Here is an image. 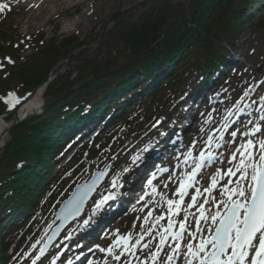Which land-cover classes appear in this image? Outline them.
<instances>
[{
	"label": "rangeland",
	"instance_id": "1",
	"mask_svg": "<svg viewBox=\"0 0 264 264\" xmlns=\"http://www.w3.org/2000/svg\"><path fill=\"white\" fill-rule=\"evenodd\" d=\"M1 1L2 0H0V2ZM147 1L125 0V12L128 13L129 16V18L125 20H132L134 22L137 21L138 14L142 13L143 9H138L136 11V14H133V11L138 7V5ZM152 1L158 4H162L161 7H174L176 8L175 11H177V8H179L180 6H184L186 7V9H189L193 5V0ZM245 1L246 0H235L233 9L239 10L245 3ZM251 1L253 2V0ZM255 1V9L253 10L254 17L250 18L248 21L246 19V22L243 23V27L239 30L237 37L226 39L229 45L234 46L235 48H237V50H239L241 54H244V56L242 55L243 59L245 58L250 65V67H247L241 62L237 63L232 66L233 70H231L229 74V78L236 80V82L238 83V87H234L235 91L239 92V94L236 95V98H238L234 100L233 103L227 105H231V108L225 109V107L227 106H224L221 113L210 110L209 114L205 116L206 121L203 123V125L199 126L195 133H192L193 136L191 139V145L188 150L190 151L192 148H195V154H193V156L197 159V161L195 162L196 164L199 161V154L201 151H211L213 152L214 156L217 155L218 158L215 170L211 171V173H206L204 179L198 185V188H200L202 192L204 188L211 186L210 179L213 175H215L217 170L226 172L229 167H233V164L235 162H233L231 159L232 153L236 148L239 147L241 143L246 142L247 139L245 138L244 140H242L239 136V138L236 140H218L219 134L225 133L227 130V128H225V125L228 124V120L225 122L223 121V118L225 116L230 117L229 113H233L240 103H242L243 105L251 104V106H255L253 104H257L258 100L260 101V99L262 98V93L264 92V7L262 8V4L264 1H262L260 5H258L259 0ZM118 4L119 0H94L92 3H88L87 5L80 6L79 4L78 6L70 8V10L63 16V18L59 19L58 16L54 18V20L47 26L44 25L43 28L35 29L34 25L37 21H34L33 18L30 19V13L32 11H28V9L26 8L18 9L16 0L12 3L10 2L8 4L9 8L0 13V32L7 34V38H4L0 42V45H3L7 48V46L9 47V44H7L6 42L10 41L13 44V42L15 41V47L14 49L12 47V54L10 51L4 52V54L8 53L9 56H6L0 52V63L1 67H3L4 70L7 68L8 64H12L14 67H11L12 69H10V71L12 72L10 77H8L7 79H1L0 88L2 85H5L3 90L9 93H17L15 90H13V88L16 90L17 88H22V76L20 74L24 70L23 67L28 65L29 62L40 64L44 61H48L50 57H47V49H53V47H56L57 44H60V47L63 48L64 54L61 57V62H68L72 64L71 67H65L59 75L61 77L72 75L71 81L77 78L80 68L76 66L78 62L74 60L79 59L81 61H84L85 59L91 58L97 54L100 47L101 28L107 21V19L117 11ZM258 8L260 9L257 11ZM86 10H89L90 15L84 18L79 27L75 28L72 32L63 31L65 21L73 20V18L77 17L78 15H80V13L85 12ZM43 17L46 18L47 15L44 14ZM28 22L29 24L32 23L31 28L27 26L26 23ZM88 22L92 24V27L90 29L88 28ZM230 23V25L233 26L235 24V20L231 19ZM24 27L26 28L24 29ZM12 37L14 38V41ZM70 37H75L78 40L73 44L68 43L66 40ZM106 37L107 38L104 42V48L105 50L107 49V51L100 61L109 60L111 58L110 53H113V67H118L121 64L125 63L129 58V48L118 38L117 32H114V23H111L107 26ZM223 49V46L221 48L219 47L220 51L222 50L223 53H226L225 49ZM9 59L14 61V63H9ZM230 84H232V82ZM222 87L225 86L220 85L218 88H216L215 93H212V96H220ZM161 94L162 98H159V101L163 102L166 99L165 97H163L165 95L164 90L161 92ZM137 106L131 109L128 114L129 120L135 121V123H137V127L130 131V138L116 140L115 137L117 134H119V132L115 129L112 131L108 130L98 139L87 142L80 149L68 150V152L62 153V156L61 158H59V160H55L56 163L57 161H60L62 159L60 162L61 165L51 173L52 177H54L55 174H57L58 177L54 182V186H49V189L47 190V192H45L47 196L43 199L44 206L43 203L41 205L45 208V210L42 212H36L33 217H30L26 221V223H24L25 226L23 225L20 226V228L15 229L8 239V242H11V264H33L34 260L37 264L36 258L40 255L48 232L54 226V213L57 211V207L61 203L60 200L62 199V196L57 198L58 192H55L58 191L57 188L62 181L63 183L61 184L66 186V188L68 187L67 190H70V186L72 183H69V181H72L79 171L85 169L87 170L88 168L90 175L98 167L105 168L109 164V162L114 163L126 160L128 166H133L135 160L139 159L140 153L138 152V150H140L141 147L144 146L145 140H147L148 142L150 141L152 135L151 131L157 130L160 127H158L157 124L166 120L165 117L169 113L170 106L168 104L165 106L152 107L151 114L145 118L143 117L144 112L147 110L145 103L142 107ZM181 110H179L177 119H179L180 117ZM224 111H227V113H225ZM247 112L250 113V116L252 114L251 108ZM9 118L13 119V116L11 115ZM173 120L165 125L167 129L173 125ZM161 127H163V124L161 125ZM242 133L243 132H241L240 135H242ZM148 134L151 135L149 136ZM210 137L213 138L211 146H209L208 144V140ZM107 139H110L114 142L112 151H108L110 146L109 145L108 149L101 151L103 153L99 155L97 160L91 161L90 157L92 156V153L87 152L88 149L92 147V150H94L93 148L99 150L101 148L100 146H104V141ZM10 140L11 137L8 136L5 143L9 142ZM219 144H221V146H219L221 148L217 152L216 149L217 145ZM2 151L3 146H1L0 148V153ZM237 158L239 159V157ZM74 159H82V162L76 165V163L73 162ZM72 166H75L73 169L74 174L70 176L65 172V170H68ZM194 168L195 166L193 167V169ZM124 169L129 170L128 167H123L122 170ZM188 174L189 172L187 173V175ZM185 175L186 174H184V176ZM238 175L239 174H237V177L231 178L225 176L223 180H220L218 182L217 188L212 193V196L216 198L217 202L221 199L223 185L227 183L228 179H232L233 181H235L238 178ZM176 176L180 179L179 181H176ZM180 177L181 176H178L177 174H168L165 177L166 188L163 189V186L161 191L165 196V204L167 203V199L179 200V196L176 195V197H174L173 192L177 193L176 190L179 188L180 183L187 179V176L185 178ZM74 186L75 185H73V187ZM65 191L66 190H64L63 193ZM224 198L226 199V197ZM204 199L209 200V203L205 205V207L208 208L210 212H214L215 207L212 198L208 197L207 193H204L199 198V201L202 202ZM189 203L190 199L181 205L182 211L175 217L177 221L183 219L185 215L183 209L187 208V205ZM50 206L52 207L49 209ZM165 207L158 202L155 205L147 207V209L145 210L141 209L137 214L133 216L131 220L125 222L123 225L113 231V234H111V237L108 239L107 244L105 245V249H107L108 247H113L115 240H117L119 236L127 235L128 233H132L134 242V240L139 237V234L142 230L146 231L147 228L151 226V224L154 222V217L157 215H164L165 219L160 222V225L166 226L168 212L167 208ZM222 207L223 206H221V208ZM48 209L50 210L49 212H47ZM189 210H191V212L193 213L197 209L191 208ZM149 211L153 212V217L149 218V224L145 225L144 218L147 216ZM139 214H141V217H138ZM187 223L189 225V230H194L195 217L190 216ZM160 225L157 226V230L162 231V227ZM26 226L28 227V232L23 233V230ZM174 230H178V225ZM76 233L77 231L75 232V234ZM2 235L6 236V232H3ZM153 236H155L154 240L152 238ZM0 239H4V237H0ZM149 241H151V243L149 244V248L154 252L156 250V245L159 242V236L156 235V231H153L152 236H147V239L143 243H148ZM170 246H173V244H170L167 250L164 253H161L156 264H167V255L171 254ZM121 251V247H114L115 253L119 254ZM104 252V254H101V261H105V263L103 264H141V262L145 259L148 260V264H152L151 254L147 249H143L142 244L137 248L134 256L126 253L127 256L122 261L116 260L114 256L109 255L107 251ZM45 264H48V262H46ZM176 264H184L183 259H179Z\"/></svg>",
	"mask_w": 264,
	"mask_h": 264
},
{
	"label": "trees",
	"instance_id": "2",
	"mask_svg": "<svg viewBox=\"0 0 264 264\" xmlns=\"http://www.w3.org/2000/svg\"><path fill=\"white\" fill-rule=\"evenodd\" d=\"M232 4L233 0H195L191 9H182L169 22L170 10H159L154 18L155 8L149 6L152 8L147 7L138 23L121 26V39L131 46L134 60L123 74L100 77L90 83V86L95 83L96 86L101 85L110 90L97 106H109L118 94L128 95L141 82L142 77L148 79L159 67L165 68L162 75H174L176 63L180 60L190 61L184 70L196 76L218 66L222 58L217 47L222 43L224 34L232 33L233 30L238 32L241 27L240 23L237 27H230ZM234 14L241 18L242 12L234 11ZM154 43L156 45L149 48ZM55 64V60L52 63L50 60L49 66L40 71L36 67H26L29 73L25 78L28 89H33L44 79ZM138 65L142 71L136 68ZM66 86L50 87L49 95L57 96L61 92V96L48 104L43 117L31 119L11 132L13 140L0 158V215H8L11 209L13 217L27 214L26 209L34 200L32 194L46 182L47 175L43 170L49 167L47 156L43 154L45 149L50 146V152L55 150L59 143L57 139H61L60 131L64 130L60 124H65L69 131L73 124L83 120L78 112H66L65 108L71 109L72 105L70 94L63 93ZM156 88L153 86L150 91ZM86 90V87L78 89L75 101L82 98ZM5 252L6 248L0 252V264L5 261Z\"/></svg>",
	"mask_w": 264,
	"mask_h": 264
},
{
	"label": "snow or ice",
	"instance_id": "3",
	"mask_svg": "<svg viewBox=\"0 0 264 264\" xmlns=\"http://www.w3.org/2000/svg\"><path fill=\"white\" fill-rule=\"evenodd\" d=\"M8 8V4L0 3V13ZM8 62L14 63L11 59ZM6 102L15 108L21 101L20 97L12 92L8 93ZM260 120L264 121V114L260 116ZM227 127L228 125H225V128ZM258 133L264 136V126L261 124H256L243 135L255 137ZM230 135L235 137L237 133L233 131ZM212 141L213 138L210 137L209 146ZM188 156L191 157L192 153L189 152ZM231 159L235 162L233 167H229L226 172L217 170L211 177L210 187L204 188L203 192L200 188H195V194L190 196V203L183 209L185 213L183 219L177 221L175 217L182 211L181 205L184 203V198L188 195L189 189L194 188L201 168L205 166V162L215 160L213 152L201 151L199 163L176 190L179 200L167 199L166 201L168 206L166 226L160 225V222L165 219L164 215H157L151 226L146 231L142 230L134 242L132 233H128L119 236L113 247L100 248V251H107L118 261L124 253L134 256L137 248L145 240V236H152L153 231H156L159 242L154 252L149 248L151 241L142 244L143 249H147L151 254L152 264H156L169 239L173 242V246H170L171 254L167 255V264H176L181 258L184 264H264V138L247 139L234 150ZM237 174L239 175L235 181L228 179L223 185L221 199L217 202L212 193L217 188L218 182L225 176L231 178L237 177ZM113 186H117L116 181H113ZM153 192H156L155 188ZM204 193L212 198L214 212H210L205 207L209 203L208 199L199 201ZM111 199H113L111 194L101 198L95 203L93 211H100ZM191 208L197 209L198 216L188 211ZM190 216H195L194 230H189L187 222ZM152 217L153 212L149 211L144 218V224L148 225L149 218ZM84 223L87 224L88 221L85 220ZM158 225L162 227V231L157 230ZM177 225L178 230H174ZM152 238L154 240L155 236ZM115 246L122 248L121 253L114 252ZM182 248L185 250L182 251ZM43 252L44 249H41V255ZM33 264H36L35 260ZM141 264H148V260L145 259Z\"/></svg>",
	"mask_w": 264,
	"mask_h": 264
},
{
	"label": "bare ground",
	"instance_id": "4",
	"mask_svg": "<svg viewBox=\"0 0 264 264\" xmlns=\"http://www.w3.org/2000/svg\"><path fill=\"white\" fill-rule=\"evenodd\" d=\"M94 0H38L36 2L33 3H25L21 5L22 7H26L28 8V11H32L30 13V19L33 18L34 21H37L35 23V29L37 28H43L44 25L47 26L50 22H52L54 20V18L59 16L60 18H63V16L70 10V8H73L74 6H78L80 4V6L83 5H87L88 3H92ZM46 14L47 17L44 18L43 15ZM90 12L89 10L80 13V15H78L77 17L73 18V20H68L64 22V27H63V31L64 32H72L74 31L75 28L79 27L81 25V23L83 22L84 18L89 16ZM27 26H29V28H31V24L26 23ZM92 27V24L88 22V28L90 29ZM26 27H24L25 29ZM42 90L38 91L35 95V97L33 99H31L26 105H24L20 111H18V114H30L31 112L37 110L39 108V106L42 104L43 101V97H42ZM9 126V123L5 120V119H0V136H2L3 132L6 130V128ZM174 139L172 140V145H174L175 143ZM193 160H196V158L193 157ZM230 165V164H229ZM189 169V167L183 169L181 176H183V178L186 177V175L184 176L185 172H187V170ZM191 169V168H190ZM189 169V170H190ZM133 169L130 171L132 172ZM129 172V173H130ZM178 172H175L179 173ZM181 178V177H180ZM176 181H179L180 179L176 176ZM166 186L163 187V189H165ZM162 189H159L154 193L153 191L150 192V194H148L151 198H149V200H144L145 201V207L144 209H147V207H150L151 205H155L156 203H160L162 206H166L165 208H167V203H164V199L165 196L162 194ZM149 193V192H148ZM174 197H176L177 193H174ZM143 202L140 203V205H142ZM137 210V209H136ZM189 212H191V210L188 209ZM136 212V211H135ZM196 216H198V212L197 210H195V212H193ZM195 217V216H193ZM90 223V221H89ZM88 223V224H89ZM79 221H75L74 225H78ZM85 225V224H84ZM83 227L80 229V231H83L84 228Z\"/></svg>",
	"mask_w": 264,
	"mask_h": 264
},
{
	"label": "water",
	"instance_id": "5",
	"mask_svg": "<svg viewBox=\"0 0 264 264\" xmlns=\"http://www.w3.org/2000/svg\"><path fill=\"white\" fill-rule=\"evenodd\" d=\"M123 10V0H120V6H119V11L110 19V20H108L105 24H104V26H103V30L105 29V27H106V25L110 22V21H115L117 18H118V16H119V14H120V12ZM100 55V54H99ZM99 55L98 56H96L94 59H91V60H89L87 63H91V62H94V61H96L97 59H98V57H99ZM62 68V66H60L59 68H57L54 72H53V75H55L60 69ZM18 122V119H16V122L15 123H17ZM8 131L9 130H7L4 134H3V136L4 135H6L7 133H8ZM99 176H104V174H97V177H99ZM92 184H93V182H91V183H89V184H83L82 186H80L79 188H78V190H77V192L78 191H80V190H84V189H87V188H89L90 186H92ZM70 202H67L65 205H67V204H69Z\"/></svg>",
	"mask_w": 264,
	"mask_h": 264
}]
</instances>
